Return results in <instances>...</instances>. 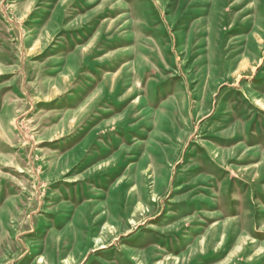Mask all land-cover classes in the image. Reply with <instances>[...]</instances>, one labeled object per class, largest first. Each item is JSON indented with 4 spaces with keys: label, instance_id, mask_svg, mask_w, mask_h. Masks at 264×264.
<instances>
[{
    "label": "rangeland",
    "instance_id": "rangeland-1",
    "mask_svg": "<svg viewBox=\"0 0 264 264\" xmlns=\"http://www.w3.org/2000/svg\"><path fill=\"white\" fill-rule=\"evenodd\" d=\"M0 264H264V0H0Z\"/></svg>",
    "mask_w": 264,
    "mask_h": 264
}]
</instances>
